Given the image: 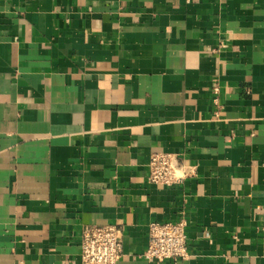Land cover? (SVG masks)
<instances>
[{
  "label": "crops",
  "instance_id": "1",
  "mask_svg": "<svg viewBox=\"0 0 264 264\" xmlns=\"http://www.w3.org/2000/svg\"><path fill=\"white\" fill-rule=\"evenodd\" d=\"M157 151L198 176L150 184ZM182 219L190 258L142 257ZM109 224L119 264H264V0H0V264Z\"/></svg>",
  "mask_w": 264,
  "mask_h": 264
},
{
  "label": "built area",
  "instance_id": "2",
  "mask_svg": "<svg viewBox=\"0 0 264 264\" xmlns=\"http://www.w3.org/2000/svg\"><path fill=\"white\" fill-rule=\"evenodd\" d=\"M218 92V88H214ZM148 181L155 186H176L198 176L197 165L187 162L180 153L153 152L147 162ZM149 241L142 252L148 261L188 259L186 222L153 221L148 231ZM126 255L123 231L116 224L86 226L82 232L81 264H119Z\"/></svg>",
  "mask_w": 264,
  "mask_h": 264
}]
</instances>
